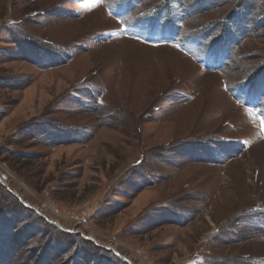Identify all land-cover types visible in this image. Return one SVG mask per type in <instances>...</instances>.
I'll use <instances>...</instances> for the list:
<instances>
[{"label": "rangeland", "instance_id": "374dc122", "mask_svg": "<svg viewBox=\"0 0 264 264\" xmlns=\"http://www.w3.org/2000/svg\"><path fill=\"white\" fill-rule=\"evenodd\" d=\"M264 0H0V264H264Z\"/></svg>", "mask_w": 264, "mask_h": 264}, {"label": "snow or ice", "instance_id": "6c2138e0", "mask_svg": "<svg viewBox=\"0 0 264 264\" xmlns=\"http://www.w3.org/2000/svg\"><path fill=\"white\" fill-rule=\"evenodd\" d=\"M261 124H262V128H264V121H262Z\"/></svg>", "mask_w": 264, "mask_h": 264}]
</instances>
